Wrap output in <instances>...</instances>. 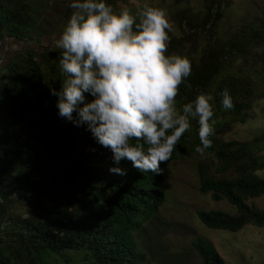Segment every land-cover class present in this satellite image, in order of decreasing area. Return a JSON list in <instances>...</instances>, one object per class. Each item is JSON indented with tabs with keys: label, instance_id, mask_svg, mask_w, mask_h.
Returning a JSON list of instances; mask_svg holds the SVG:
<instances>
[{
	"label": "trees",
	"instance_id": "trees-1",
	"mask_svg": "<svg viewBox=\"0 0 264 264\" xmlns=\"http://www.w3.org/2000/svg\"><path fill=\"white\" fill-rule=\"evenodd\" d=\"M125 1L105 3L119 13L117 3ZM209 2L203 14L173 12L180 34L168 33L166 55L181 56V48L192 50L199 37L211 39L222 15L218 2ZM260 20L216 46L207 44L197 61L188 57L191 75L176 97L178 108L201 93L213 97L212 146L203 155L195 151L201 145L198 121L192 119L168 161L211 157L215 176L199 165L198 191L236 208L234 214L199 211L200 222L212 230L264 227V210L247 204L264 197V177L257 174L264 170V132L249 141L224 140L249 119L255 99L264 103V59L256 51L249 55L259 43L264 46ZM34 25L28 0H0V44L28 39ZM239 56L249 58L234 70L232 62ZM60 58L59 49L30 46L14 54L0 79V264H140L145 257L132 238L164 200L162 174L140 172L126 160L115 164L111 151L96 143L86 125L76 127L58 116L57 97L50 90L59 91L64 80ZM224 90L232 97L231 110L222 105ZM91 99L85 93V103ZM114 167L126 175L110 173ZM18 203L25 205L24 215L13 212ZM194 250L200 264H224L209 244L196 243Z\"/></svg>",
	"mask_w": 264,
	"mask_h": 264
},
{
	"label": "clouds",
	"instance_id": "clouds-1",
	"mask_svg": "<svg viewBox=\"0 0 264 264\" xmlns=\"http://www.w3.org/2000/svg\"><path fill=\"white\" fill-rule=\"evenodd\" d=\"M70 8L62 33L52 42L60 50L64 77L59 91L50 90L57 97L58 116L76 127L86 125L115 164L126 160L140 172L157 175L196 119L201 146L195 151L203 155L212 146L213 97L201 93L177 107L191 62L166 55L172 31L166 10L144 4L135 14L127 7L116 13L105 0H71ZM85 93L90 102L85 103ZM221 95L224 109H233L229 92ZM109 172L126 175L119 167Z\"/></svg>",
	"mask_w": 264,
	"mask_h": 264
},
{
	"label": "rangeland",
	"instance_id": "rangeland-1",
	"mask_svg": "<svg viewBox=\"0 0 264 264\" xmlns=\"http://www.w3.org/2000/svg\"><path fill=\"white\" fill-rule=\"evenodd\" d=\"M33 9L34 29L30 30V37L23 41L6 40L0 44V79L4 77L5 65L14 54L30 46L42 50H55L52 42L58 38L67 23L72 9L65 10L66 16L62 24L60 7H64L69 0H28ZM210 0H126L118 2V12L127 7L136 13L144 4L165 9L167 18L172 25V35H179L180 31L171 16L176 9H188L192 13L203 14L204 4ZM221 12V19L214 29V34L208 40L199 37L192 50L189 46L181 48L182 57L192 56L195 61L205 46L211 43L218 45L219 41L229 39L231 35H240L245 25L259 24L264 19V0H215ZM69 5V4H68ZM58 9V10H56ZM63 15V14H62ZM38 40L39 45L34 41ZM253 52L264 59V46L259 43ZM239 56L232 62L234 70L245 66ZM234 59V58H233ZM241 74V72H240ZM249 119L244 124H237L233 130L224 136V140L249 141L264 132V103L255 99L248 112ZM264 156V146L260 151ZM207 159L183 158L170 161L162 173L161 189L164 200L157 212L142 224L133 235V242L138 252L144 254L145 259L140 264H200V258L194 250L196 243L211 245L224 260V264H264V227L247 225L238 232L212 230L206 228L198 219L201 210H222L230 214L236 213V208L226 200L212 201L209 195L198 191V167H205L208 175L215 176ZM210 164V165H209ZM264 177V170L258 171ZM248 205H254L264 210V197L248 199ZM14 213L24 215L25 205L18 203Z\"/></svg>",
	"mask_w": 264,
	"mask_h": 264
},
{
	"label": "flooded vegetation",
	"instance_id": "flooded-vegetation-1",
	"mask_svg": "<svg viewBox=\"0 0 264 264\" xmlns=\"http://www.w3.org/2000/svg\"><path fill=\"white\" fill-rule=\"evenodd\" d=\"M70 3H71V0H69L68 2H67V4L66 5H64V7H60L59 8V11L61 10L62 12H61V20L59 21V19H58V22H57V26H58V23L59 24H62L63 22H64V18H65V16H66V13H67V11L68 10H70ZM69 4V5H68ZM56 10H58V9H56ZM65 10H67L66 11V13H64L65 12ZM63 14V15H62Z\"/></svg>",
	"mask_w": 264,
	"mask_h": 264
}]
</instances>
